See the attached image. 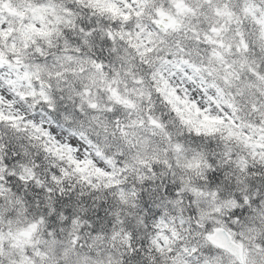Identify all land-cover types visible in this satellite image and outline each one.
Wrapping results in <instances>:
<instances>
[{"label":"snow or ice","instance_id":"snow-or-ice-1","mask_svg":"<svg viewBox=\"0 0 264 264\" xmlns=\"http://www.w3.org/2000/svg\"><path fill=\"white\" fill-rule=\"evenodd\" d=\"M0 264H264V0H0Z\"/></svg>","mask_w":264,"mask_h":264}]
</instances>
